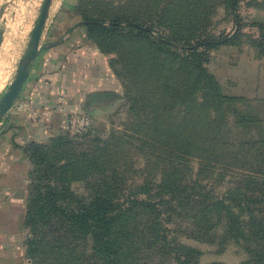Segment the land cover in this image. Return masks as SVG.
Masks as SVG:
<instances>
[{"label": "rangeland", "instance_id": "rangeland-1", "mask_svg": "<svg viewBox=\"0 0 264 264\" xmlns=\"http://www.w3.org/2000/svg\"><path fill=\"white\" fill-rule=\"evenodd\" d=\"M40 1L33 3V20ZM29 2L26 0V6ZM62 3L65 15L58 23L70 27L56 33L50 44L60 45L77 38L92 43L107 59L111 75L120 86L114 92L116 97L93 106L92 110L89 97H84L79 109L64 113L60 131L44 139L21 143L15 129L12 146L14 150H22L29 164L25 178L26 206L34 170L26 148L35 143L58 165L67 168L70 189L83 203L99 199L127 207L130 197L136 196L157 206L160 213L134 210L121 220L124 242L119 264H179L176 250L182 247L196 249L197 264L244 261L246 254L234 244L219 251L217 246L199 239L212 217L200 213L195 219L188 187L200 186L214 197L227 196L230 190L226 183L233 180L235 171L225 166L231 165V152L226 144L264 141V0H242L238 4L241 29L232 44L208 51L199 49L197 54L161 47L150 36L127 29L111 36L107 40L109 53H103L88 36L86 25L80 24L84 23L85 14H131L167 38L194 43L235 33L228 0H62ZM53 22H57L56 18ZM198 62L214 78L222 102L213 99L209 102L210 93L196 79ZM139 97L140 103H134ZM19 99L0 134L17 125L19 119L15 120V116L26 107ZM74 111L93 118L89 134L76 137L67 132V116ZM157 222L162 224L164 233L152 229ZM31 237V230L26 228V264H32L27 255ZM163 238L166 240L162 241ZM56 244L61 242L50 234L42 242L37 260L79 264L66 262L67 256L73 259L72 254L82 253L85 248L92 256L91 239L70 244L64 241L61 248L55 247Z\"/></svg>", "mask_w": 264, "mask_h": 264}, {"label": "trees", "instance_id": "trees-1", "mask_svg": "<svg viewBox=\"0 0 264 264\" xmlns=\"http://www.w3.org/2000/svg\"><path fill=\"white\" fill-rule=\"evenodd\" d=\"M241 1L228 0L236 26L233 35L218 39H201L194 43L184 39L167 38L146 27L140 17L131 14L113 16L85 14L83 21L86 23L88 36L103 53H109L107 40L127 29L145 37L150 36L161 47L197 54L199 49L213 50L223 45H230L236 40L241 29V19L237 11ZM201 62H198L196 79L210 93L209 102L211 99L214 100L213 102H222L217 83L206 72ZM139 101L140 97L134 103H140ZM226 145L231 152V165H224L235 171V177L231 181L233 183H226L230 194L214 197L203 191L200 186L188 187V200L197 215L195 219L200 213H204L205 217H212L199 239L217 246L219 251L226 250L229 245H236L247 256L239 264H264V141L236 142ZM26 153L34 166L30 176L32 182L30 198L24 220L25 227L31 230L32 234L27 243V255L32 260V264H57L55 259L50 263L37 260L42 242L50 234L61 242L55 245L57 248L64 246V241L70 244L77 240L83 242L85 239L92 240V256L85 248L82 253L72 254L73 259L67 256L66 262L89 264L92 261V264H119L124 242V237L120 234L121 220L134 210L151 209L160 213L156 205L139 200L136 196L130 197L127 207L119 203L102 202L99 199L87 204L83 203L70 189L71 178L67 175L65 166L58 165L41 145L30 143ZM152 229L164 233L159 222ZM164 240L166 238L162 239ZM176 253L179 264H197L194 261L196 249L182 247L177 249Z\"/></svg>", "mask_w": 264, "mask_h": 264}, {"label": "crops", "instance_id": "crops-1", "mask_svg": "<svg viewBox=\"0 0 264 264\" xmlns=\"http://www.w3.org/2000/svg\"><path fill=\"white\" fill-rule=\"evenodd\" d=\"M15 1L16 5L6 11V32L0 43V98L26 48V31L35 15L33 3L37 0H30L27 6L26 0ZM62 4V0L53 1L43 44H50L56 39V33L70 27L58 23L65 15ZM54 5L57 9L52 10ZM14 14L16 20L11 22ZM54 18L57 22H53ZM89 44L92 43L81 38L70 39L40 53L19 97L26 107L16 114L17 125L8 133L0 134V264H26L25 178L29 164L22 150H14L12 146L15 132L21 143L44 139L60 131L64 113L79 109L84 97L114 93L120 86L111 75L107 59Z\"/></svg>", "mask_w": 264, "mask_h": 264}, {"label": "water", "instance_id": "water-1", "mask_svg": "<svg viewBox=\"0 0 264 264\" xmlns=\"http://www.w3.org/2000/svg\"><path fill=\"white\" fill-rule=\"evenodd\" d=\"M54 0H41L39 7H37V15L34 18L33 22L28 26L26 31V37L28 41L26 43V48L20 58L16 73L10 82L5 93L0 98V133L3 130L7 118L11 110L15 107L17 100L20 97V94L30 76L31 68L33 64L38 59L40 53L47 48L58 45L59 43L53 44H43L42 38L46 30L48 19L50 17V10ZM16 5L15 0H0V43H2L5 35V29L7 26L6 11L10 7ZM16 14L13 17H10V21H14ZM86 25V23H81ZM78 25V26H80ZM116 97L114 93H93L89 97L90 109H93V106L104 103L110 98Z\"/></svg>", "mask_w": 264, "mask_h": 264}, {"label": "built area", "instance_id": "built-area-1", "mask_svg": "<svg viewBox=\"0 0 264 264\" xmlns=\"http://www.w3.org/2000/svg\"><path fill=\"white\" fill-rule=\"evenodd\" d=\"M66 130L69 134L81 137L93 130V118L84 112L74 111L67 116Z\"/></svg>", "mask_w": 264, "mask_h": 264}]
</instances>
